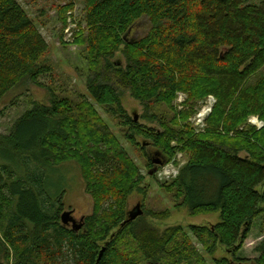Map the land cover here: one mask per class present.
Masks as SVG:
<instances>
[{
  "label": "trees",
  "instance_id": "1",
  "mask_svg": "<svg viewBox=\"0 0 264 264\" xmlns=\"http://www.w3.org/2000/svg\"><path fill=\"white\" fill-rule=\"evenodd\" d=\"M253 1L84 0V29L75 39L84 47L89 96L147 168L154 160L149 145L162 163L177 151L185 157L177 177L160 188L190 215L218 213L214 226L188 228L207 254L217 245L228 250L232 259L216 264L239 261L253 222L264 213V129H240L249 116L264 121V75L257 77L264 69V1ZM142 18L149 32L127 41ZM121 45L125 68L110 61ZM47 50L16 0H0V101L22 82L50 97L49 106L33 103L0 139V258L7 264H62V256L70 264H204L181 227L162 234L140 229L143 211L128 220L127 198L143 175L95 107L69 91L68 80L44 59ZM125 92L158 129L128 116L121 105ZM178 93L187 97L180 113L172 106ZM208 96L217 101L210 129L194 134L187 120ZM68 162L79 166L92 201L79 231L61 223L63 191L48 179ZM257 252L254 263L264 264V240Z\"/></svg>",
  "mask_w": 264,
  "mask_h": 264
},
{
  "label": "rangeland",
  "instance_id": "2",
  "mask_svg": "<svg viewBox=\"0 0 264 264\" xmlns=\"http://www.w3.org/2000/svg\"><path fill=\"white\" fill-rule=\"evenodd\" d=\"M262 1L264 0H254L253 2L260 3ZM16 2L21 6L48 45V50L44 59L54 66V70L59 77L68 80L69 91H78L82 93L95 107L112 134L133 160L140 174L143 175V182L139 189L132 192L127 198L126 214L130 213L137 205H140V209L142 207L143 209L141 210L146 214H144L141 221L138 222V228L148 227L162 234L167 229L181 227L187 233L192 245L202 257L204 264H216V260L223 258L231 260L232 257L228 250L219 245L216 246L212 253L207 254L188 230L191 226H214L218 222V213L197 216L190 215L186 208H176L170 195L160 188L161 185L167 184L168 182L160 181L156 178L157 170L159 171L160 167L174 161V165L176 169H178L179 174L180 169L186 162L183 154L177 151L175 156L171 158L168 163L164 162L162 165H155L152 163L153 167H151V169L147 168L146 159L123 139L122 133L116 125V122L107 116L89 96L86 90L88 68L84 47L75 43L77 35L84 29V0H16ZM69 4H71L72 7L70 10L66 11L65 8ZM150 28L151 25L149 21L146 18H142L126 34L127 41L143 38L149 32ZM123 47L124 46L121 45L119 50L114 54V57L110 60L113 63H120L121 68H125V57L122 52ZM261 75H264V69L257 77ZM255 79L256 78L252 79L251 82H254ZM42 83L47 84V79H42ZM186 100V95L182 93L176 95L172 106L177 113L184 110ZM216 102L214 97H206L198 103L195 113L187 120V125H189L194 134L202 135L209 131L210 128L207 120ZM33 103L49 106L50 97L45 89L35 87L29 82H22L2 98L0 101V139L10 134L15 121L27 110H30ZM121 105L132 119L135 117L137 118V122L147 127L158 129L156 124L145 119L143 106L139 101L131 97L129 92L122 94ZM254 121L257 122V125L254 124ZM240 129L244 132L248 130L258 132L264 129V121L258 116L252 115L248 117L246 124ZM220 131L221 130H218V132ZM137 141L142 143V139L140 138H137ZM171 145L173 147L176 146L175 143ZM146 149L151 153L154 160L159 159L161 154L157 148L153 145H149ZM178 155H181L180 159L177 158ZM244 155V153L240 154L241 157ZM1 179L3 182L8 181L6 175L2 176ZM48 179H50L56 191H63V209L59 215V219L63 214H69V217L75 221L76 225H79L84 218L91 215V197L85 191V182L82 178L79 166L75 162H68L62 165L53 175H50ZM259 191L261 192L262 189L259 188ZM147 212L161 214L153 217L148 216ZM65 227L72 229V223L69 221L66 223ZM263 240L264 213L253 222L251 231L244 241L241 250L236 255V259L239 261H234L235 264H255L254 260L259 257L257 248ZM57 261L64 264L69 262V259L66 258V256H62V258L58 257ZM0 264H7V261L1 257Z\"/></svg>",
  "mask_w": 264,
  "mask_h": 264
},
{
  "label": "water",
  "instance_id": "3",
  "mask_svg": "<svg viewBox=\"0 0 264 264\" xmlns=\"http://www.w3.org/2000/svg\"><path fill=\"white\" fill-rule=\"evenodd\" d=\"M134 120H137V118L134 117ZM155 165H162V162L159 159H155L152 161ZM143 214L142 210L140 209V205H137L129 214H128V220H135L137 217H140ZM72 223V230L79 231L82 227V223L79 225H76L75 221L69 217V214H63L61 216V223L63 225H66L68 222Z\"/></svg>",
  "mask_w": 264,
  "mask_h": 264
},
{
  "label": "built area",
  "instance_id": "4",
  "mask_svg": "<svg viewBox=\"0 0 264 264\" xmlns=\"http://www.w3.org/2000/svg\"><path fill=\"white\" fill-rule=\"evenodd\" d=\"M68 32V31H67ZM71 35V34H70ZM209 98H212V96H208ZM254 124L257 125V122L254 121ZM178 159L181 158V155L177 156ZM174 160V159H173ZM160 170H157L156 178L160 181H171L172 179L176 178L178 175V169H176V166L174 165V161L171 163L160 167Z\"/></svg>",
  "mask_w": 264,
  "mask_h": 264
}]
</instances>
